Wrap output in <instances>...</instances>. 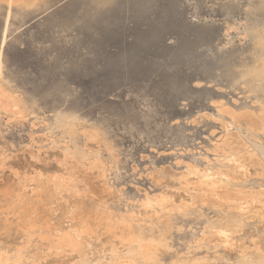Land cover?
<instances>
[{"label":"rangeland","instance_id":"rangeland-1","mask_svg":"<svg viewBox=\"0 0 264 264\" xmlns=\"http://www.w3.org/2000/svg\"><path fill=\"white\" fill-rule=\"evenodd\" d=\"M5 26L6 39L1 46ZM263 30L264 0H37L36 6L15 3L10 10L0 0L2 87L10 92L6 102L14 99L19 104L8 105L9 112L5 114L0 111V252L11 256L18 247H27V252L37 248L36 237H28L24 227L35 216L42 223L50 221L49 225L54 227L75 226L73 214L77 208L73 205L81 200L86 205L106 201L105 204L113 203L122 211L134 208L142 212L140 204L145 196L162 191L165 195L169 191L166 195L171 202L178 200L173 205L189 203L196 192L193 188L198 172L225 170L219 157L221 149H217L221 142L226 143L223 151L238 145L244 156L252 151L261 153L257 158L264 165V89L250 91L242 77L261 52L257 37ZM227 109L230 113L233 110V114L237 112L238 117L232 115L234 120L242 116V126L239 120L231 121ZM58 111L75 115L80 127H98L102 137L88 142V153L101 152L104 170L91 171L86 163L80 165L70 160L73 167L79 166L81 186H91L95 195L84 192L79 197L66 191L64 197L61 192L57 195L60 197L43 202L38 211L27 213L24 205L31 192L26 183L37 172L47 175L49 170L52 173L54 168L60 169L56 164L62 161L64 148L69 145L52 127ZM254 118L256 123H262L255 124L258 130L252 131L250 123ZM79 139L82 143L83 136ZM244 143V147L249 146L247 152ZM257 158L251 157L247 174L233 173L230 187L263 190L264 166H254ZM252 168L257 175L253 172L249 176ZM185 172H193L187 175V181L182 178ZM219 208L216 202H206L186 215L175 207L165 211L161 219L170 215L174 227L171 248L162 253V262L176 264L181 258L187 264H200V260L201 264H235L240 250L246 253L254 252L259 245L264 248V212L262 217H245L236 228L239 233L235 230L232 235V242L224 243L214 235L215 230L204 229L208 222L217 223L225 215L227 210ZM91 236L86 248L90 250L88 257L105 253L109 257L112 248L106 234L98 229ZM51 252L39 258L29 253L27 263L72 264L78 260L76 252L68 256L66 252ZM49 254L53 259L62 255L68 259L60 257V262L49 258Z\"/></svg>","mask_w":264,"mask_h":264},{"label":"bare ground","instance_id":"bare-ground-1","mask_svg":"<svg viewBox=\"0 0 264 264\" xmlns=\"http://www.w3.org/2000/svg\"><path fill=\"white\" fill-rule=\"evenodd\" d=\"M3 1L5 2L8 10H10L12 5L15 4V3L18 4V5L24 6V7H32V6H36L37 5V0H3ZM8 15H9V13H7V16H6V23H7ZM255 27H257V26H255ZM6 31H7V26H5L4 30H3L2 39H1V46L5 42ZM257 39H258L257 40L258 44L261 47V52L257 55L256 60H255V64L253 66H251L250 68H247L244 71V73L242 74V77L245 78L246 81L248 82V87H249L250 91H253V92L264 89V30H263L262 34L258 35ZM2 80H3V70H2V59H1V56H0V111H3L4 114H5V112H9L8 105H11L12 107H14V106H17L19 104L17 103L16 100L12 99V97H10L12 100L6 102L7 98L10 96L9 95L10 92L6 91L2 87ZM262 102H263V105H264V100ZM261 107H264V106H261ZM224 110L225 109H223V111ZM221 111L222 110L220 109L219 113H221ZM240 111H241V109H240ZM227 112H228V109H227ZM227 112H226V114H227ZM232 112H233V110H232ZM232 112L230 113V109H229L228 114L230 116L231 121L235 123V120H239L240 117H242V116H240L239 118L234 120V116L235 115L237 116V114H236L237 112L235 114H233ZM249 113H250V110H249ZM19 114H21V113H19ZM232 115H234V116H232ZM244 115H246L245 112H244ZM8 118H10V117H8ZM247 121L245 120V122H247ZM253 121L254 122H251V123L248 121V123H250V129L252 131L253 130L255 131V129H257L256 128L257 125H255V124H257L258 122L262 123V121L258 120V122L256 123L257 120L255 121V118H254ZM221 122H223V121H221ZM239 122H240V120H239ZM240 125L242 126L243 124L240 122ZM225 126H227V125H225ZM261 126H264L263 123H262ZM261 126H260V128L262 129L263 127H261ZM52 127H53L54 130L58 131L61 134V137H63L69 145H67L65 148L63 147L64 151H65L64 154H62L63 156L61 155L63 157V159H62V161H59V164H56V165H59V167H61L60 169L58 168V170H55L57 168H54L52 170L53 171L52 173L49 170L48 172H50V173H48L47 175H44V174H41V173L37 172L34 177H31L30 179L28 178L29 181L26 183V185H27V187L30 186V192L31 193L29 192L30 196L27 197V202L26 203L24 202L25 203L24 207H25V210L27 211V213L28 212L31 213L33 211H38L39 208H40V205H42L43 202L45 204V203H47L48 201H50V200H52L54 198L60 197V196H57V195H59V193H61V192H63L62 196H64V192H66V191L67 192L71 191L74 195H77L79 197H81V195H83L84 192H85V194L87 192L89 194H93V196L95 195L94 192H92L93 190H91V188H92L91 186H90L91 188L89 186H87L86 184L84 185V188L81 186L80 177H82V176H79V173L81 172V171L80 172L78 171L79 166H78V168L73 167L74 165H72V161H71V164H69L70 160H74V161L80 163V165L86 163V165L88 166V169L91 170V171L94 170V169L95 170L99 169L100 173H101L104 170V166H103V164L101 162V159H102L101 152L100 151H94L91 154L88 153V146H89L88 142L89 141H94V140L96 141V140H98L99 138L102 137L101 136V132L98 129V127L97 128L96 127H92V126L80 127L79 123H78V120H77V117L75 115L63 113V112H60V111L55 113ZM243 132L245 133V131H243ZM234 134L235 133H233V135ZM80 135L83 136V140L81 141L82 143H80V139H79ZM248 135L250 136V134H247V136ZM233 137H235V136H233ZM253 137L255 138V136H252L251 138H253ZM237 139H239V138L237 137ZM237 139H235V140H237ZM239 140H241V139H239ZM226 141H229V140H226ZM96 143H94V144H96ZM90 144H92V143H90ZM224 144L226 146V143L221 142V145H218L217 149H221L220 153H219V157H221L220 162H222L221 164H223L222 166H223V169L225 168V170H222V168L220 169L218 167L219 168L218 171H216L215 169L214 170L205 169V170L202 171V168L198 167L199 171H202V172H198V179L196 181V186H194V188L191 186L194 189V191H196L198 193L195 192V194H193L191 196V199L189 197H186V198L190 199L189 203H185L184 202V203H180L178 206L173 205L172 202L175 201V203L177 204L178 200L177 201L174 200V201L171 202V200L167 197L168 194L166 195V193H168L169 191L166 192V193L164 192L165 195L162 194L163 193V191H162V193L159 194V195H155L156 193L154 192L155 194L152 195V196H145L144 200L140 204V207L143 210L142 212H140L141 211L140 209L135 211L134 208L125 209L124 211H122L119 208V206H115V205H113V203L105 204L104 202H106V201H100L98 203H90L89 205H86L85 203H83L84 201H82L80 199L81 201L80 202L78 201L79 203H74V205H73V206H75V208H77L75 210L74 214H73V217H75V219L77 220V223L75 224V226H72V227L64 229L62 227H54V226L49 225L50 221H49V224L47 222H43L42 223V221H39V217H37V216H35L33 218H30V219L27 217L29 220H28V222L26 221V223H24V227H25L26 232H27L26 234L28 235V237H33V236L36 237L35 244H36L37 248L35 250L33 249V251L27 252V249H26L27 247H18L16 249V252L14 254H12L11 256H9L10 254L8 255L6 252H0V264H6L7 262H9L10 264H28L27 261L29 259V253L32 254V256L34 255L35 257L39 258L40 255H42V254L46 255L47 253H50L51 251L52 252L56 251V255L60 254L61 252H63V254H65V252H66L67 256H68V253L76 252L77 255H78V260L76 262L72 263V264H164L162 262V260H161V255H162V253L164 251L165 252L169 251L170 248H171L170 236H171V231H172V229L174 227V224H173V222L171 220V216L170 215H167V217L165 219H161L162 216L166 215L165 211L170 210L173 207H175L178 210V212H180V213L182 212V215L183 214L186 215V214H188V213H190L192 211H195V209H192L193 207H195V206H197V205H199L201 203H206V202H209V203L216 202V204H218V206H220L219 211H223L224 209L227 210V211H226L225 215L221 218V220H219L217 223H209L208 222L207 225L204 227V229H208L209 228V230L210 229L215 230L216 234H214V235H216V237L220 238L224 243H231L232 240H233L232 239L233 238L232 235L235 233L236 228L239 227V225H241L243 223L245 217H251V218L253 216L254 217L255 216L258 217V215H260V214H262L264 212V202H263L264 201V196L262 194L264 188H262L263 190L260 189L262 191H257L256 190V191L253 192L251 190L250 191L249 190L248 191L243 190L244 188L243 189H238L236 187L235 188L234 187L233 188L230 187L231 180H232L231 178L234 175L233 173H235V172H236V174L237 173H241L242 175L247 174L248 167L251 164V161H250L251 157H256L257 158L259 156V154L261 156V153H257L256 151H252V154H250L249 156H244V152H243V155L240 154L241 153L240 152L241 151L240 150L241 147L239 148L238 145H237L238 147L237 146L233 147L231 144L230 145L232 146V148L228 147L227 151H223L222 148H223ZM71 145H72V147L70 148ZM214 145H216V144H214ZM244 146H245V143H244L243 147ZM248 147H244L245 150H246L245 152H247ZM103 148H105V147H103ZM213 151L215 152V150H213ZM59 154H60V152H59ZM61 156H59V157H61ZM216 157L217 156H215V158ZM217 159H218V157H217ZM258 159L259 158L256 159V161L258 163L256 162L255 165H254L256 167L258 166V164H260V165L262 164V162L260 160H258ZM252 160H255V159L253 158ZM207 161H208V159H207ZM259 162H261V163H259ZM261 166L263 167L264 165H261ZM259 167H257V168H259ZM250 168L251 167H249V170H250ZM253 168H252V174L250 172L249 176L253 175V172H254ZM257 168H255V169H257ZM88 169H87V171H88ZM263 170H264V168H263ZM37 171H38V169H37ZM33 172H34V170H33ZM40 172H42V171H40ZM193 172H195V171H193ZM193 172H188V174H186V172H185V174L183 175L182 178L186 180L187 177H188L187 175H190ZM255 172H256V170H255ZM46 173H47V171H46ZM178 173H182V172L179 171ZM261 174H262V171H261ZM100 175L102 176V174H100ZM256 175H257V172H256ZM30 176H32V175H30ZM174 176H177V175L175 174ZM190 178H192V180H193L192 175H191ZM188 179H189V177H188ZM95 180L93 179V181H95ZM15 181H16V179H15ZM21 181L22 180H20V182ZM93 181L91 180L92 184H93ZM173 181H175V180H173ZM180 181H181V179H180ZM188 181H190V180H188ZM23 182H26V181L23 180L22 183ZM182 182H183V185H184L185 181L182 180ZM16 184H14V185L16 186ZM95 184H96V181H95ZM170 184H174V183H170ZM176 184H175V186H176ZM96 185H98V184H96ZM158 185H160V184H158ZM13 187L14 186L11 187L12 190H13ZM166 188H165V190H166ZM27 189L28 188H26V190ZM97 189H98V187H97ZM106 189H107V187H106ZM190 189H187V190H190ZM14 190H15V188H14ZM17 190H18V188H17ZM108 190H110V189H108ZM169 190H173V188H171V189L169 188ZM175 190L177 191L176 188H175ZM18 191H20V190H18ZM173 191H171L170 193H172ZM22 193H24V192H22ZM174 193H173V195H174ZM9 195H11V194H9ZM173 195H171V196L173 197ZM20 196H21V193H20ZM85 196H88V194L85 195ZM179 196H177V197H179ZM7 197L8 196H6V198ZM182 197H185V196H182ZM180 198H181V196H180ZM177 199H179V198H177ZM180 200L181 199H179V201ZM19 201H20V199H19ZM96 201H98V200H96ZM53 202L56 203L57 202L56 199ZM64 202H61V203H64ZM67 202H68V200H67ZM10 203L12 204L11 200H10ZM20 203H22V202L20 201ZM8 205H9V203H8ZM49 205H51V204H49ZM57 205H59V204H57ZM53 206H52V208H53ZM44 207H45V205H44ZM54 207H56V206H54ZM69 207H71V206H69ZM198 207H200V206H198ZM57 208H59V206ZM50 210L53 211V209H50ZM1 212H0V214H1ZM16 212L19 213L18 211H16ZM55 212H54V214H55ZM148 212L150 214H147ZM7 213H8V211H7ZM60 213H61V211H60ZM69 214H68V216H69ZM51 216H53V215H51ZM190 216H192V215H190ZM260 216L262 217V215H260ZM4 217H6V216H4ZM16 217H18V215ZM21 217H22V215L20 216V218ZM71 217H67V219H70ZM216 218H218V217H216ZM218 219H220V218H218ZM263 220H264V218H263ZM261 222H263V221L261 220ZM259 224H260V222H259ZM1 225H3V224H1ZM9 225H10V223H9ZM20 226H22V228H23V224L20 225ZM69 226H71V224ZM259 226H262V225H259ZM16 227H17V225H16ZM98 229L106 234L108 240L110 239V246H111L112 250L110 251V253L108 252V254L110 255L109 257H107L108 256L107 253H105V254H97L96 257H94V258L88 257L89 252H87V251H90V250L86 251L87 245H88L89 242H91V237H92L91 235L94 233V230H98ZM177 230H179V229H177ZM24 231H23V233H25ZM236 232H238V230H236ZM242 233L243 232H241V234ZM16 234H17V231H16ZM100 234H101V232H100ZM206 235L209 236V234H206ZM20 237H26V236L22 235ZM210 237L212 238L211 235H210ZM214 237L215 236H213V239L215 240ZM236 237H237V235H236ZM12 238H11V242H12ZM202 238H204V235H203ZM246 238H247V235H246ZM24 239H26V238H24ZM95 239L98 240L99 236L98 235L95 236ZM254 240L252 242H254ZM18 241H19V239H18ZM218 241H219V239H218ZM236 241L238 242L237 239H236ZM243 241L245 242V244L248 243V241L247 242L245 240H243ZM13 242H15V241L13 240ZM244 242H243V245H244ZM252 242H251V244H253ZM6 243H8V242H6ZM213 243H214V241H213ZM10 244H15V243H10ZM206 245H208V244H206ZM253 246H256V245H253ZM6 247H4V248H6ZM11 247L10 248L12 250L14 247L13 246H11ZM16 247H17V245H16ZM2 248H3V246H2ZM120 248H123L124 251L123 252H119L118 250ZM206 248H207V246H206ZM227 248H228V251H229V247H227ZM227 248L225 249V253H226ZM95 249H97V247ZM98 249H97V251H98ZM252 249H254V247ZM234 251H235V248H234ZM237 251H238V249H237ZM8 252H9V250H8ZM52 252H51V255H52ZM99 252H101V251L99 250ZM231 252H232V250H231ZM219 253L217 255L218 257H220ZM240 253H241V255H240ZM240 253H239L240 257L238 258V260L236 258H234V259H236L235 264H264V248H262V246H260V245L257 246V248L255 249L254 252H246L245 253V252L240 250ZM204 254H206V253H204ZM231 254H234V253H231ZM77 255H76V258H77ZM197 255L195 254L194 256H197ZM64 256L62 255L60 257H62V259H64V258L68 259L67 256L66 257H64ZM69 256L71 257L72 255L70 254ZM172 256H174V255H172ZM179 256H181V255H179ZM51 257H50V254H49V258H51ZM54 257H56V258H54V259L51 258V259L60 260L59 259L60 257H58V258H57V256H54ZM230 257H229V260H231ZM186 258H189V257H186ZM209 258H208V260H209ZM72 259L74 260L75 258H72ZM172 259L173 258H171L170 260H172ZM195 259L197 260V258H195ZM211 259L212 258H210V260ZM215 259L218 260V258H216V257H215ZM226 259H228V258H226ZM61 260H60V262H61ZM180 260H181V258H179L178 261H180ZM35 261L36 260H34V262ZM178 261H176V262L178 263ZM183 261L182 262L180 261L178 264L186 263V261H184V262ZM204 261H205V259L203 260V262ZM221 261H222V258H221ZM46 262H47V259H46ZM65 262L66 261H64V264H68L70 261L68 263H65ZM194 263L197 264V261H195ZM218 263H220V262H218ZM35 264H37V262ZM172 264H174V263H172ZM191 264H193V263H191ZM200 264H201V260H200ZM230 264H231V262H230ZM232 264H233V262H232Z\"/></svg>","mask_w":264,"mask_h":264}]
</instances>
